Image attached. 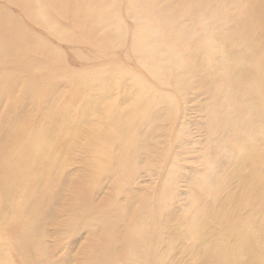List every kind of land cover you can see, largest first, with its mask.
I'll return each instance as SVG.
<instances>
[{"label":"rangeland","instance_id":"obj_1","mask_svg":"<svg viewBox=\"0 0 264 264\" xmlns=\"http://www.w3.org/2000/svg\"><path fill=\"white\" fill-rule=\"evenodd\" d=\"M205 37L213 38L209 42L210 49H218L223 57L225 52L226 55L231 52L230 47L234 50L235 56L230 62L234 74L229 82H241L238 88L243 90L238 94L241 96L239 102L252 101L251 108L258 111L257 100L264 105V87L261 85L264 81V0H0V150L14 149L23 141L27 129L34 131L25 134L45 131V126L63 110L62 102L70 101L72 108H78L81 93L77 85H88L86 96L89 99L97 90L95 99L103 96L108 101L121 104L113 114L104 112L99 105L95 110L87 111L89 120L79 126L77 137L82 136V129H88L91 124H100L102 120L108 122L110 114L115 117L117 112H124L127 107L135 105V93L127 97L132 90L143 92L141 108H146V98L151 102L156 93L171 101L165 99L169 115L166 112V120L164 118L162 122L159 113L164 108L154 103H148V110H152L150 115L138 108L131 113L136 120L127 127L129 138L140 139L143 133L146 136H153L155 132L160 134L153 137L152 145L155 142L156 145L152 146V153L143 146L147 145L145 139L137 147L130 143V146L119 149L121 155L126 150L135 149L127 158L130 162L119 167L124 170L121 175L115 169L87 182L83 172L88 164L82 162L88 161L83 151L85 147L76 143L78 153H69L70 157H66L56 139L48 141L54 150L51 157L58 162L50 166L46 182L50 183L55 173L61 172V180L52 184V194L57 187L58 194L52 217L45 225L46 243L49 247L55 246L51 253L52 261L60 262L70 257L73 261L67 264H87L96 259L94 256L91 259L86 251L89 241L84 229L74 238L63 237L58 245H54L56 236L67 234L65 222L69 220L73 207L81 204L83 212L87 206L91 212L108 216L111 224L90 222L95 228L92 242L99 244L105 238L104 228L112 229L106 233L107 237L130 234L119 232V229L127 226L126 221L135 220L132 218L135 206L131 205L130 198L134 194L147 203L145 219L139 214L135 225L146 221L147 226L138 233L141 235L134 242L133 250L125 248L121 241L113 243L116 250L109 256V264H197L200 261L208 264L203 251L206 253L214 244L218 245L219 251L227 248L223 241L233 239L231 228L235 233L234 224L229 220H236L244 214L258 216L257 221L264 232L262 210L252 203L247 208L230 210L227 217L215 226L207 221L203 231L179 242L181 229L176 223L188 213L193 183L209 184L219 175L228 179L230 188L235 187L237 181H253L247 168L237 169L240 155L226 158L233 145L227 141L230 132H227L224 143H218L219 149L226 154L221 151L215 154L222 163L220 170L211 172L217 136L215 129L209 128L213 121L209 123L207 120V95L201 91L179 93L176 90L175 83L180 79L183 85L186 83L184 80L189 79L196 90L202 87L201 74L210 67L197 70L202 59L194 47ZM240 54L244 63H241ZM216 61L218 63L222 59ZM210 62L216 65L213 60ZM164 66L167 71L171 68L170 74L161 72L165 71ZM192 69L196 73L191 78L188 72ZM78 75L84 76V82H77ZM70 86L76 87L74 91ZM232 91L226 90L224 96H229ZM19 92L24 93L23 99ZM246 95H249L247 99L243 97ZM218 100L221 105V100ZM231 107L239 109V104ZM48 109L57 111L50 114V121L46 113ZM69 111L75 113L71 108ZM83 113L86 114L84 109ZM157 115L159 124L153 125ZM127 117L130 118V112ZM250 122L254 133H264L260 114H253ZM227 125H230L229 121ZM94 138L93 135L92 142ZM48 154L49 151L44 157ZM63 161L66 163H61ZM213 187L217 186L214 184ZM25 191V187L17 189L18 194ZM213 194V201L222 208L225 191ZM247 196L254 197L251 193ZM211 198L203 202H209ZM124 211H128L126 217H123ZM23 214L16 211L13 217L5 218L0 225V259L7 264H22L14 246L23 237ZM105 244L109 246L111 243ZM238 256L241 260L237 264H252L249 257ZM99 258L94 263L100 262ZM105 260L98 263L103 264Z\"/></svg>","mask_w":264,"mask_h":264},{"label":"bare ground","instance_id":"obj_2","mask_svg":"<svg viewBox=\"0 0 264 264\" xmlns=\"http://www.w3.org/2000/svg\"><path fill=\"white\" fill-rule=\"evenodd\" d=\"M217 20H222V18H218ZM210 40H213V38L205 37L199 42L197 46L194 47L196 52L202 59L201 63H199L201 64V66L198 67L197 70H207L205 67H210L208 68V71H204L203 74H201L200 81L202 83V87L199 90H196L195 86L193 84H190L189 79L184 80L186 81L184 85L180 84V79L177 80L179 81V83H175L176 90H178L179 93L201 91L207 95V120L209 121V123L213 121L212 126H210L209 128L215 129V135L217 136V145L213 148L214 158L212 157L211 159V163L213 165L211 172L217 171L218 168L220 170V166L222 163L220 161V157L216 156L215 154L219 153L220 151L222 153H225L223 150L219 149L218 143H220V145L224 143L227 139V132H230L227 141L232 142L233 145L231 154L225 153L227 156L226 158L231 159L234 155H240L241 161L237 165V169H241L244 167L247 168L249 177L253 179V181H237L236 186L230 188L228 187V179L222 175H219V177L217 176L215 180L209 184L200 181L193 183L191 187L192 196L188 200V213L184 214V216L176 223L177 227L181 229V231L179 232V242H183L190 236L203 231L206 227L207 221H210L211 224L215 226L223 219V217H227L226 214L230 210H237L241 207L247 208L252 203H256V205H258L259 209L262 210L261 216L264 217V133L262 135H257L256 133H254V129L250 122V117L256 113L260 114L261 121L264 122V105H260L257 100L259 110L254 111L250 106L252 101L239 102V98L241 96H238V94L243 90H239L238 88L241 82L234 81V84H231L229 82L234 74V68L230 64V62L235 56V52L230 47L229 50H231V52L228 55H226L227 53L225 52V55L223 57L222 53L218 52V49L213 48L214 51L210 49ZM220 55L222 56L219 57ZM241 56L243 55L240 54L239 57ZM218 59H222V61L216 63V60ZM247 59L251 61V59ZM211 60H213L216 65L214 63H211ZM244 62L245 61H243L241 57V63ZM165 66L168 67V65ZM165 66V71L161 72L170 74L171 72H168L171 68L167 71L165 69L167 67ZM235 68L238 69V65H236ZM195 73L196 70L194 69L188 72L190 77ZM244 77H248V74H244ZM76 79L77 82H84L83 75H78ZM248 80L251 82L252 86H254L251 78H249ZM39 81L42 80L40 79ZM75 81L76 80H74V82ZM48 82H50V80H48ZM41 84L43 85V83ZM261 85L264 87V81L261 83ZM78 86L80 87L81 93V104L78 108H72L73 106L70 101H67V103L62 102L63 110L59 111V113L56 114L51 121L50 114L57 111L48 109L46 113L49 116L50 122L47 124V126H45L47 127L45 131L44 129H42L41 131L37 132V134H25L33 133L34 131L33 129H27L24 133V137L22 138L23 141L17 143L14 149L12 147L9 150H0V225L5 221V218L13 217L14 212L16 211H19V213H24L23 217L25 221L23 224V237L19 239V241L14 246V248H16L19 253L22 264H67L72 259L70 257H66L60 262L52 261L51 253L55 246L49 247L45 240V237L47 236L45 225L49 223V219L52 217L54 206L56 203L55 198L58 194V187L55 191V194H52V184L54 185L57 181L59 182L61 180V172H57L55 173V176L52 177L50 183L46 182L47 176L49 175L48 173L51 170L50 166L58 162V160H54L51 157L54 155V150L52 149V146H49L48 141L56 139L59 142L60 148H63L62 153L66 157H70L69 153L70 155L73 152L78 153L75 148L76 143H81L85 147L83 148V151H85V157L86 160H88L82 161L83 164H88L87 168L84 169L83 177L87 178L86 180L87 182H89L90 180L100 178L101 175L108 174L115 169L117 171V174L121 175L124 170L123 168L119 169V167L124 166L126 162H130V160H128L127 158H129L134 153L135 149L130 151L126 150L122 153V155L120 154L119 149H124L126 146H130V143H133L137 147L138 145H142L145 139L147 145L143 146L147 149V152L152 153V146L155 147L156 145V142L155 145H152L153 137L155 135L156 138L160 133H153L152 131L153 136H146L145 133H143L141 134L142 136L139 135L140 139L135 137L129 138L130 135H128L127 127L130 122L136 120L135 117L133 118V115L131 114L132 112L135 113L140 109L144 114L150 115L152 113V110H148V103L150 105L154 103L164 108V110H160L161 112L159 113L161 122L164 120V118L166 120V112H168L169 115V110L167 109L165 103V99H167V101H170L168 97L164 96L161 98L160 95L158 96V94L156 93L155 95H153L154 99L150 100L151 102H149L146 98L145 104L147 106H145L146 108H141V103L143 101V92L139 91L138 93L132 90L127 97L133 96L131 93L134 92L136 100L135 105L127 107L124 112H117L115 117H112L114 110L120 107L121 104L113 100L108 101L109 99L103 96L95 99L97 90L94 97L89 99L86 96L88 85H77V87ZM70 87L71 90L74 91L75 86ZM46 89L42 88V90ZM226 90L233 91L229 93V96H224ZM34 92L36 91L34 90ZM19 94L20 98L23 99L25 96L24 93L19 92ZM248 96L249 95L243 97L247 99ZM218 98L221 100V105ZM237 103L239 104V109H233L231 105ZM98 105L101 106L104 112L112 113L109 115L110 121L106 122L102 120V123L100 124H91L88 129H82L84 131L82 136L77 137L76 131L81 129L79 126L82 123H87L86 121L89 120L87 111L95 110ZM69 108L73 109L75 113H71L69 111ZM83 109L85 110L86 114L83 113ZM225 109L228 110L224 112ZM129 112L130 118L127 117ZM15 121H17V118L15 119ZM227 121H229L230 125H227ZM158 122L159 116L157 115V117L153 121V125L157 124ZM49 124L51 125L49 126ZM17 133H19V131ZM93 135L95 136L94 142L91 141ZM48 151V156L44 157ZM67 162H70L69 159H67ZM61 163L65 164L66 162L63 161ZM73 184H75V181ZM214 184L217 186L216 188L213 187ZM22 187L27 188V191H25V193L23 194H18L17 189H20ZM221 191H225V201H223V203L221 204L222 208H218V205H216L215 201H213V193L216 194L217 192ZM248 193H251L254 197L251 198L250 196H247ZM209 197H212L211 201L203 202L206 198ZM130 198L132 199L131 205L135 206V213L133 212L132 214V218L135 220L126 221L125 224L127 226L123 229H119V232L123 231L130 234L123 235L121 237L115 235L114 238L111 237L112 235L110 237H107L106 233L112 232V229L104 228L102 231L105 233V238L101 240V238L98 237L100 238L101 242L99 244L93 243L92 235L95 228L91 226L90 222H101L102 224H104L107 222L109 223L110 220L108 216L104 214L103 216L94 213L93 211L91 212V208L87 207L86 205L85 211L83 212L84 207H82L81 204H77L76 208L72 206V211H70L71 216L69 217V220L65 222L67 226V234L63 236H56L54 238V245H58L62 241L63 237L70 239L74 238L77 232H79L81 229H84L87 232V239L89 241V243L87 244L88 247L86 246V251L92 256L91 259L93 258V256L94 258H96L95 260L101 257L99 258L101 260L100 262H103V260L106 259L103 264H109V256L111 257L112 252L116 250H114L113 248L114 244L118 243L119 241L123 242L125 248L133 250V248L135 247L134 242L141 235L138 233H142V231L147 226L146 221L141 223L139 226L135 225L139 214L142 215V217L145 219L144 214L146 212L147 203L145 201H142V197H139V195L134 194ZM90 212L91 214H89ZM96 214V217H92ZM118 214L119 213H117V215ZM135 214H137V216H135ZM127 215L128 211H124L123 217H126ZM191 215H194L193 220L191 219ZM258 218V216H254L252 214H244L236 220H229L234 224L233 228L235 230V233L231 228V235H234L233 239H229L226 242L223 241V245H225L227 248L223 249L222 251L217 250V244H214L213 246L208 248L206 250V253L204 250L203 256L208 264H237L241 260V258L238 256L239 254H242L245 258L249 257L248 260H251L252 264H264V232L261 231L263 230V228L259 225L257 221ZM113 232H115V230ZM249 235H252L254 237H250ZM142 241L144 240L142 239ZM105 242L111 244L109 246H106ZM171 251L173 252V250ZM95 260L92 259V262L87 264L100 263L99 260V263L97 261L94 263ZM202 263L203 261H200L197 264ZM0 264L7 263L5 260L0 259Z\"/></svg>","mask_w":264,"mask_h":264}]
</instances>
